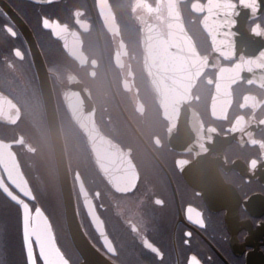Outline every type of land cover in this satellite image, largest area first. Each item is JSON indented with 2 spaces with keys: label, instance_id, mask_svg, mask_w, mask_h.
<instances>
[{
  "label": "flooded vegetation",
  "instance_id": "flooded-vegetation-1",
  "mask_svg": "<svg viewBox=\"0 0 264 264\" xmlns=\"http://www.w3.org/2000/svg\"><path fill=\"white\" fill-rule=\"evenodd\" d=\"M3 1L0 179L30 207V228L36 214L48 217L65 258L44 259L32 237L36 264L83 258L62 194L44 192L55 159L30 39L48 70L77 214L99 253L113 264H264V0H232V15L219 11L215 24L208 0ZM148 37L155 55L176 62L172 72L184 63L201 71L193 86L151 83ZM227 67L242 77L220 83ZM74 86L90 95L97 131L124 160L116 171L102 169L72 115ZM184 105L199 119L162 107ZM11 150L33 195L11 182ZM24 234L22 207L0 186V264L11 262L15 245L29 264Z\"/></svg>",
  "mask_w": 264,
  "mask_h": 264
},
{
  "label": "water",
  "instance_id": "water-1",
  "mask_svg": "<svg viewBox=\"0 0 264 264\" xmlns=\"http://www.w3.org/2000/svg\"><path fill=\"white\" fill-rule=\"evenodd\" d=\"M0 3L5 5V2L3 0H0ZM204 8H206L209 13L207 17V22H214L215 24V21L219 18L218 12L223 10L226 11L227 14L232 15V11L235 9V4L232 0H208L207 3L204 5ZM228 19H230V17H228ZM177 23L178 22H176L175 28L178 30H182V25H178ZM208 32L212 37L214 46L217 48L219 46L218 38L216 37L214 32L210 30H208ZM187 40L188 42H191L192 55L190 54V58L191 56L197 58L198 54L193 47V42L190 39ZM30 41L36 68L42 84L50 138L53 147L61 194L65 206V217L67 227L74 245L82 255L83 261L80 264H113L104 255L99 253L96 248L90 243L80 223L75 206L74 191L70 175V168L64 142V136L56 108L52 86H50L48 70L46 68V64L44 62L41 51L38 45L36 44V41L34 39H30ZM146 41L147 46L145 54V69L150 77V81L152 84L159 83L160 86H193L196 83L198 77L201 75V71H198L197 73H189L188 68H192L193 65H188V63H184L181 65L180 70L182 71L172 72L171 70L173 69V67H175V70H177L176 62L173 65L170 62L173 61V58H168L165 54H160L159 56L155 55L151 38L148 37ZM176 59L177 58H175L174 60ZM185 59L186 58H184V60ZM204 64L206 65L208 63ZM192 69H194V67ZM239 77H242V74L237 73L235 67H227L224 68L220 73L219 82L222 84H231L234 83V81H236V79ZM69 107L76 123L86 133L95 152V156L99 165L107 173L109 171V168L112 172L116 171V169H118L119 163H122L119 160L121 158L109 145L106 139H104L97 131L94 124V103L90 95L85 92L83 86H74L73 92L69 96ZM162 107L165 115H170L171 113H173L175 116H178L181 115L179 113V111H181L182 114L186 115L185 117L190 115L192 117H195L196 119H199V115L192 108H189L186 105ZM11 154L13 162H15L14 169L11 170L10 174L12 184L22 194L33 195L32 189L19 165V161L17 159L16 154L12 150ZM114 157H117V162H115L116 160L114 159ZM122 161L124 162V160ZM77 177L79 179V187L81 190V194L86 196L88 193L85 188V185L80 180V177L78 175ZM0 186L11 199H13L22 207L25 230L24 236L29 264H36L35 249L32 243V237L35 238L38 244V250L44 259H65L58 248L54 232L48 217L43 212L40 215L36 214L34 217V226L33 228H30L31 209L28 204L22 201L17 194L13 193L2 181V179H0Z\"/></svg>",
  "mask_w": 264,
  "mask_h": 264
},
{
  "label": "trees",
  "instance_id": "trees-1",
  "mask_svg": "<svg viewBox=\"0 0 264 264\" xmlns=\"http://www.w3.org/2000/svg\"><path fill=\"white\" fill-rule=\"evenodd\" d=\"M42 178L45 181L46 184V195H61L60 191V185L58 181V175H57V169L55 161L52 159L51 162L48 161L46 167H45V173Z\"/></svg>",
  "mask_w": 264,
  "mask_h": 264
},
{
  "label": "rangeland",
  "instance_id": "rangeland-1",
  "mask_svg": "<svg viewBox=\"0 0 264 264\" xmlns=\"http://www.w3.org/2000/svg\"><path fill=\"white\" fill-rule=\"evenodd\" d=\"M47 191V190H46ZM45 190L44 192L47 193ZM20 249L17 248V245H15V254H14V258L11 260V262H9V264H23L22 262V257H21V252Z\"/></svg>",
  "mask_w": 264,
  "mask_h": 264
}]
</instances>
